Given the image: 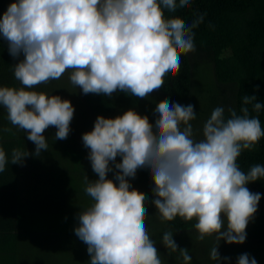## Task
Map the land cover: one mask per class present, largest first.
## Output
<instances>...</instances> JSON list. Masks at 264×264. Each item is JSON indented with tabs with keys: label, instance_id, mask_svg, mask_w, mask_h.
<instances>
[{
	"label": "clouds",
	"instance_id": "clouds-1",
	"mask_svg": "<svg viewBox=\"0 0 264 264\" xmlns=\"http://www.w3.org/2000/svg\"><path fill=\"white\" fill-rule=\"evenodd\" d=\"M191 0H12L0 16V37L18 62L14 78L22 87L0 86V106L7 110L13 128L34 143V155L48 149L44 135L56 128L55 140L70 132L74 106L68 99L35 90L59 80L71 70L70 83L83 94L111 98L123 92L145 99L158 93L168 74H178L181 55L195 52V28L203 14L191 23L166 18L190 6ZM211 27V25H209ZM22 56V58H20ZM258 87V86H257ZM244 105L259 113L264 104L245 95ZM218 106L194 139V105L163 100L156 104L155 120L130 108L116 117L98 115L94 127L82 134L88 159L98 177H83L90 198L77 214L75 235L87 245L88 264H162L145 219L150 201L162 221L177 216L194 217L198 239L215 236L210 258L220 264L219 242L246 240V227L258 209L260 193L246 186L264 178V166L256 164L245 173L237 158L253 150L264 137L258 116L248 107ZM4 131L11 132V128ZM30 153L12 150L11 163H21ZM117 157L120 160L117 161ZM8 159L0 148V172ZM147 170L153 181L152 198L134 189L130 179ZM114 172V178L108 173ZM171 252L179 251L190 264L188 249L178 248L171 231L162 236ZM236 264H257L243 253Z\"/></svg>",
	"mask_w": 264,
	"mask_h": 264
},
{
	"label": "trees",
	"instance_id": "trees-1",
	"mask_svg": "<svg viewBox=\"0 0 264 264\" xmlns=\"http://www.w3.org/2000/svg\"><path fill=\"white\" fill-rule=\"evenodd\" d=\"M11 2L12 0H0V16H2ZM164 12L166 18L178 16L185 23H191L199 14H203L204 19L193 30L195 32L194 43L196 51L181 55L178 74L166 75L164 85L158 93L181 105L186 104L195 96L207 95L209 101L204 104L212 105V109L207 112L211 113L214 108L221 106L225 108L226 118L229 115L227 111L229 107L234 108L237 114H242L240 113V109L246 106L249 108L250 116L259 117L261 127L264 129V107H262L259 113H256L252 110L251 104H243V97L245 95H254L257 97V102L264 104V0H191L190 6L185 9H177L175 13H169L165 9ZM16 62L18 60H14L8 52L7 42L0 37V86L22 87L20 82L14 78L11 70L12 64ZM199 69L203 70V77H200V91L198 92L195 91V78ZM51 82H55V80ZM49 89V86L42 84L35 88V90L43 92H48ZM82 97H84L89 108L88 110L92 111L94 117L98 115L116 117L130 108L135 109L138 113L144 110L143 99L123 92L114 93L111 98L98 94L85 95L83 93ZM6 128H11L12 131H4ZM201 128L203 129V126ZM50 129L52 130L50 127L46 129L44 135L50 133ZM202 138L203 136L201 135L200 139ZM46 139L49 143L48 145H50L52 142L48 138ZM52 144L48 151L45 150L44 152L43 150L40 153L38 160L35 158V162L39 161L42 164L40 160H44L50 154L59 152V149L55 148L57 146L53 145V148ZM77 147H71L70 152L64 151V153L70 154H66V158L74 157L78 159L76 161L70 160L69 165L74 170H76V167L78 170H81L84 169V166L80 159L82 156L80 154L81 150ZM0 148H3L6 153L7 164L11 165H16L10 163L14 148H19L22 151L27 150L32 154V157L36 156L34 155V143L27 139L26 133L12 127L7 120V110L3 106H0ZM72 152L77 155H73ZM21 163L18 164L20 165ZM237 163L245 173H247L251 166L256 164L264 166V137H261L253 150H244L237 158ZM46 171L48 176H45L41 185L47 183L46 187L53 191L55 180L51 178L52 173L49 172H53L54 169L47 168ZM19 172L22 174L21 169ZM246 186L251 192L260 193L261 199L254 218L250 220L246 227L247 235L245 242L242 244H229L227 242L224 243L222 240L221 245H224V247H218L222 258H230L227 261L231 262L227 264H236L237 257L243 253H248L250 257H254L257 264H264V178L250 182ZM5 210V213L0 215V219L8 217L12 211ZM59 212L58 209H51L45 212L43 216L40 212L38 214L39 220L35 224V232L33 233L43 236L50 230L49 232L55 237L54 240L58 246L57 250L63 249V246L68 243L72 251L79 253L76 257L79 256L80 260L76 264H88L90 256L87 252V245L81 244L79 245V251L77 250V246L73 241L75 235L73 228L61 230L52 227L56 223L63 222L55 218H49L50 216L59 215ZM165 222L177 233L188 231L184 234L190 237V232L195 230L194 225L197 221L195 217L190 221H186L177 216L174 220ZM14 229L4 228L3 230L7 231V233L3 234V237L0 236V240L3 238L8 240L16 235L13 232L18 233V231H13ZM75 237L77 238L76 235ZM178 237L179 234H177ZM55 241H49L46 250L48 253L51 250H55ZM77 241L79 243V238H77ZM208 242V249H205L206 253H202L199 249L195 250L194 257L189 253L192 258L190 263L216 264V261L210 258L211 248L217 242L215 236ZM1 248H4L3 257H5L6 248L5 246ZM160 250L161 256L165 261H168L167 258L169 259L171 255L170 250L166 249L164 245ZM178 260L176 258V264L179 263Z\"/></svg>",
	"mask_w": 264,
	"mask_h": 264
},
{
	"label": "rangeland",
	"instance_id": "rangeland-1",
	"mask_svg": "<svg viewBox=\"0 0 264 264\" xmlns=\"http://www.w3.org/2000/svg\"><path fill=\"white\" fill-rule=\"evenodd\" d=\"M9 1V0H7ZM71 70H68L65 72V74L59 79L55 80V82H50L48 84H42L49 86V90L46 93L53 94V95H60L64 99H68L71 101L72 105L74 106V116L70 124V132L66 139L64 140H55V132L56 128L50 126L52 128L51 132L48 134H45V137L48 138V140L54 144H52L56 149H59V152H56L55 154L48 155L44 160H40L41 163L38 165V184H40L38 193L43 194L44 202L46 205V202H49V205L51 203V200L53 198H59L61 202L64 200V196L71 191L70 196L73 199L75 196V199H73L69 206L62 212L59 213V215L56 216H50L49 218H55L63 222L56 223L52 227L59 228L61 230H66L73 228V231L75 227L78 224L77 220V214L82 210L83 208L87 207L88 204L91 202L90 198L86 195L84 192V183H83V177L87 175L90 180H95L98 177L96 174L92 171L91 163L88 159V152L89 149L85 148L82 142V134L86 131L92 130L94 127V122L96 117L92 114V111L88 110V106L84 100V97H82L81 90L79 88L74 87L70 81H69V75ZM202 69H199L198 74L195 78V91H200V77L202 76ZM207 76V75H205ZM206 86V85H204ZM228 87V86H224ZM227 89V88H226ZM224 89V90H226ZM163 100H169L170 102H174L166 97H163L159 93H153L148 98L143 99V108L144 110L140 111L141 115H147L150 122H154L155 120V106L157 103ZM209 101V97L207 95L205 96H195L189 102H187L184 105L192 104L194 105V110L196 111V119L191 121L190 123L193 126V133H194V139L197 141L200 140V137L202 135V126L206 122L208 118H210L211 113H208L207 111L212 109V105L204 104L205 102ZM202 105V106H201ZM201 116V117H199ZM49 144V143H48ZM48 145V149L51 146ZM78 147L81 150V157L82 164L84 166V169L78 170L76 167V170H74L69 164L70 160H78L74 157L66 158V154L70 155L66 152H70L72 148ZM77 147V148H78ZM54 148V147H53ZM47 149V151H48ZM46 151V152H47ZM45 152V150H44ZM73 155H77L76 153H73ZM120 160V157H117V161ZM55 162V165H54ZM53 166H55V173L51 174V178L55 180V187L53 191H49L46 187L47 183L42 184L41 182L44 180L45 176H48L46 173V169H53ZM76 171V172H73ZM108 177L114 178V172L108 173ZM130 179V183L132 187L136 190H138L141 193L146 194L149 198H152V187L153 181L151 180V176L147 170H139L137 172V175L135 179ZM27 182L33 183V178H28ZM76 192L77 194H73V192ZM20 201H23L20 199ZM146 207L148 208V215L145 219V224L147 231L150 235V238L155 241V247L157 248L159 252V256L162 260V264H176V258H178V264H184L183 258L180 256L179 251L177 252H171L170 258L165 261V259L161 256V248L163 247L162 244V236L164 232L171 231L173 233V239L178 245V248H186L188 249V252L193 256L195 254V250L199 249L202 253H206L205 249H208V241H211L214 238L213 236H205L204 240H199L198 232L197 230H193L190 232V237L186 236L184 233H187L188 231H181L176 232L174 229L170 228L165 221H162L159 218V215L157 213L156 208L154 205L151 204L150 201L146 202ZM31 217L28 215L27 212L22 211L19 214V221L26 223ZM36 219V218H32ZM69 221V222H68ZM12 220L9 217L3 218V224H10ZM68 222V223H65ZM16 222L14 221L13 225H15ZM75 232V231H74ZM177 234H179V237L177 238ZM181 238V239H180ZM183 239V240H182ZM223 240V239H222ZM222 240L219 242L218 247H224L222 244ZM73 241L75 245L77 246V250L79 251V245L83 243L79 239V243L74 235ZM188 241V242H187ZM197 242V246L195 247V244ZM208 242V243H207ZM225 243V241L223 240ZM206 243V244H205ZM218 241L215 243L217 244ZM201 253V256H202ZM79 254L76 251H72L71 247L66 243L63 246V255L68 256L66 260L59 264H76L79 262V258L76 257V255ZM194 257V256H193ZM231 262V261H230ZM229 261H225L221 259L220 264H227L230 263ZM194 264V263H190Z\"/></svg>",
	"mask_w": 264,
	"mask_h": 264
},
{
	"label": "crops",
	"instance_id": "crops-1",
	"mask_svg": "<svg viewBox=\"0 0 264 264\" xmlns=\"http://www.w3.org/2000/svg\"><path fill=\"white\" fill-rule=\"evenodd\" d=\"M35 158L38 160L39 156L32 157L30 154L24 158L20 165L6 164V171L0 172V205H2L0 215L5 213V209L12 210L8 215L12 220L10 224H3V219H0V236L3 237V234L7 233L3 230L4 228H16L13 231H18V233L13 232L16 235L8 240L4 238L0 240V248L3 246L6 248L5 257H3L4 248L0 249V264H59L68 257L63 255V249L57 250L55 237L49 232L50 230L43 236H38L33 232H35L34 227L39 220L40 212L42 216L51 209H58L61 213L76 196L72 199L71 191H69L64 196L63 202L59 198H53L50 205L49 202H46L45 205L43 194L38 193L40 186L37 181L39 161L35 162ZM20 169L22 174L19 172ZM53 169V173H55V166ZM28 178H33L34 182L29 184ZM50 187L52 188L51 185ZM47 189L51 191L50 188L47 187ZM73 194L77 193L74 191ZM22 211L27 212L31 217L26 223L19 221V214ZM14 221L15 225H13ZM49 241H55V250L48 253L46 250Z\"/></svg>",
	"mask_w": 264,
	"mask_h": 264
}]
</instances>
